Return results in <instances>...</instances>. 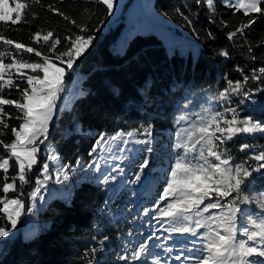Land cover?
Wrapping results in <instances>:
<instances>
[{
  "label": "trees",
  "instance_id": "trees-1",
  "mask_svg": "<svg viewBox=\"0 0 264 264\" xmlns=\"http://www.w3.org/2000/svg\"><path fill=\"white\" fill-rule=\"evenodd\" d=\"M21 2L30 5L22 21L16 25L0 22V33L6 39L37 48L43 55L46 54L47 46L42 41L40 44L32 41L31 36L35 31H41L42 35L52 31L54 36L62 38L64 47H58L64 51L66 44L63 37L76 30L46 10L49 3H56L57 0H40V4L35 3V0ZM152 5L160 15L184 27L177 9L186 14L191 9V18L196 20L195 26L199 32V36L194 37L200 42L193 61L191 56L186 58L177 49L168 54L165 44L151 30L133 33L125 40L121 51L114 50L110 45L119 34L121 24L114 27L110 25L105 31L100 30L99 26L109 15L106 6L95 0H64L58 4L70 18L81 25L88 24L94 39L74 66L84 73L78 82V91L66 107L58 109L50 123L48 139L55 152L59 153L60 160L72 164L78 157L84 161L90 157L88 153L98 133L132 131L151 124L155 153L153 167L149 171L159 173L160 179L149 177L143 188L129 182L127 187H120L111 195L110 190L101 184L78 181L68 197H52L40 208L37 216L45 222V226L36 228V233L30 239H23L20 233L12 239L0 238V264H97V261L98 264H114L121 248L127 246L130 230L144 232L149 224L156 225L154 219H145L142 211L144 207H153L166 186L161 181L167 166L174 164L175 131L186 126L176 124L179 116L186 114L191 118L197 114L206 115L205 110H222L219 104L223 102L218 104L213 98L227 86L226 79L242 80V75L235 71L236 66L244 69L243 74H250L254 69L264 66V17L257 16L256 23L245 30L244 36L238 34L230 41L227 31H234L240 24L247 23L248 17L242 9L225 7L222 0H214L216 22L210 23L209 16L212 13L206 7V0H200L199 6L196 0H152ZM32 14H35V19ZM221 18L228 22L226 29L219 23ZM208 32L212 33V37L208 36ZM249 47L252 48L251 55ZM221 50H228L229 57L218 55ZM15 55L14 46L0 42V58L5 63H10L11 57ZM16 58L27 63L42 62V58L34 54L24 53ZM28 74L34 73L28 70ZM67 76L69 73H66ZM12 78L21 87L25 86L15 73ZM246 87L253 93L250 99L235 98L241 103V116L264 121V92L256 90L264 88V83L250 80ZM0 95L4 98H19L15 89L9 93L6 88ZM185 97L193 103L188 104ZM4 108L12 117L19 115L14 106ZM5 122L10 129L18 127L21 121L5 117ZM9 129L0 127L4 133L0 139L5 142H11L14 138ZM242 144L252 145L257 151L264 150V136L254 134L235 138L229 146L236 163L253 154L251 150L241 152ZM44 155L40 146L39 163L29 173L28 183L21 185L17 178L15 191L3 194V184L13 182L12 178L18 172L14 158H9L8 172L0 169V196L17 197L22 192L26 211L30 206L28 194L35 185ZM8 156L0 146V160ZM126 170L131 179L132 168ZM248 192L253 196L264 192V175L254 173ZM106 201H109V206H106ZM248 207L253 211L258 210L255 204ZM152 215H156L155 211ZM0 226L10 227L4 213H0ZM105 235L110 239L102 244L100 241ZM93 248L96 249L95 253L91 252ZM86 249L89 250L87 255Z\"/></svg>",
  "mask_w": 264,
  "mask_h": 264
},
{
  "label": "snow or ice",
  "instance_id": "snow-or-ice-1",
  "mask_svg": "<svg viewBox=\"0 0 264 264\" xmlns=\"http://www.w3.org/2000/svg\"><path fill=\"white\" fill-rule=\"evenodd\" d=\"M63 2L57 0L56 3H49L46 10L76 30L63 37L66 44L64 51H60V47H64L62 38L54 36L52 31L43 35L41 31H35L31 36L32 41L37 44L42 41L47 46L46 54L43 55L37 48L6 39L0 33V42L14 46L16 52L10 63L0 58V93L7 88L9 93L15 89L19 95L17 99L0 95V127L9 129L5 117L21 121L18 127L9 129L14 137L11 142L0 139V146L18 165L17 176L12 178V183L5 182L2 191L3 194L15 191L17 178L21 185L28 183L29 173L39 163L40 146L44 145L51 154L47 157L48 162L42 164L40 175L43 179L39 176L35 179L36 189L31 192L33 201L52 179L50 162L59 159L54 146L46 145L45 141L48 139L50 122L57 114V100L66 91L65 75L75 71L78 59L94 39L88 24H79L61 10L58 4ZM95 2L106 6L109 15L113 13L114 0ZM35 3L40 4V0H35ZM196 4L199 6L200 0H196ZM224 6L242 9L248 17L247 23L240 24L234 31H227L230 41L238 34L244 36L245 30L256 23L257 16L264 17V0H225ZM206 7L212 13L209 16L210 23H215L214 0H206ZM29 8L30 5L21 0H14V3L0 0V22L16 25L22 21ZM32 15L35 19V14ZM177 15L193 35L199 36L196 20L191 18V9L187 10V14L177 9ZM219 23L225 29L228 27V22L222 18ZM208 36L212 37V33L208 32ZM248 51L251 55L252 48L249 47ZM24 53L34 54L42 58V62L27 63L16 58ZM218 55L227 58L229 51L221 50ZM251 58L255 59L254 56ZM28 70L34 74H28ZM235 71L242 75V80L226 79L227 86L213 98L218 104L223 102L219 104L222 110H205L206 115L197 114L191 118L186 114L179 116L176 124L186 126L175 131L174 164L167 166L161 181L166 186L153 207H144L142 211L143 217L154 219L156 225L149 224L144 232L130 230L127 246L121 248L114 264H264V192L255 196L248 192L254 173L264 175V150L257 151L252 145L242 144L241 152L251 150L253 154L236 163L229 146L241 135L264 136V121L242 117L241 103L235 99H250L253 93L246 85L250 80L264 83V66L254 69L250 74H243L244 69L237 65ZM13 73L17 79L24 81V87L13 80ZM256 90L264 92V88ZM185 100L188 104L193 103L187 97ZM4 106H14L19 115L10 116ZM152 133L151 124L127 132L118 130L113 135L98 133L88 153L93 159L86 163L78 157L74 164H58L56 183L66 186L73 172L84 176L95 172L96 181L108 185L114 194L120 187H127L129 182L140 188L145 187L149 177L160 179L159 173L149 171L153 167L155 153ZM3 134L0 131V136ZM110 144L115 145L114 149L103 163L99 162L100 156L97 154ZM9 163V158L0 160V169L8 172ZM128 168H132L131 179L126 170ZM23 195L21 192L12 199L0 196V204L3 205L0 213L6 214V221L10 224V227L0 226V238L9 237L17 228L25 210ZM39 199L43 200L44 197L40 196ZM109 201L105 202L106 206H109ZM161 204L164 206L161 207ZM253 204L258 205V210L253 211L248 207ZM33 208L34 205L29 206L27 212L32 213ZM153 211L155 216L152 215ZM109 239L105 235L100 243ZM88 251L85 250V255ZM91 252L95 253L96 249H91Z\"/></svg>",
  "mask_w": 264,
  "mask_h": 264
},
{
  "label": "rangeland",
  "instance_id": "rangeland-1",
  "mask_svg": "<svg viewBox=\"0 0 264 264\" xmlns=\"http://www.w3.org/2000/svg\"><path fill=\"white\" fill-rule=\"evenodd\" d=\"M222 2H225V0H222ZM118 24H121L119 26V34L116 35L115 40L112 41L110 45L113 47L114 50L121 51L122 48H124L125 40L133 33H136L138 31L140 33H145L151 30L152 32H155L156 35H158V37L161 39V42L165 44L164 47L168 54H171L174 49H177L182 56L186 58L191 56V61H193L194 58H196L197 56L196 54L198 52L200 42H198V40L194 37V35L189 29H186L181 24H174L169 18L164 17V15H160L154 9V6L152 5V0H114L113 13L111 15H108V17L105 19L104 22L101 23L99 27L100 30L105 31L110 25L114 27ZM83 76L84 73L75 68L74 72L69 73V76L64 78L66 91L64 93H61L60 98L57 100V111L62 106L66 107L72 101L74 94L78 91V82ZM123 131L127 132L129 131V129ZM101 133H105L106 135L115 134L112 132L107 133L103 131ZM50 141L51 140L47 139V141H45V144L52 145ZM41 146L43 148V152H45V159L42 162L43 164L44 162H48L47 157L51 153L46 151L44 145ZM114 147L115 145L110 144L108 147L102 150V153H98L97 155L100 156L99 162L103 163L104 159L109 157V153L112 152V149H114ZM55 154L58 156L59 159L57 161L50 162L49 172L52 176V179L48 181L47 185L41 189V191L37 194V198L34 201L31 199V192L35 191L36 184L29 191L30 194H28V202L30 206L34 205L33 212L28 213L27 210L24 211L21 220L18 222L17 228L12 234L9 235V237L6 238L12 239L13 237H15V235L20 233L23 239H30L36 233V228L40 226H45V222L37 216L38 212L40 211V208L45 206V203L52 199V197H68L71 193V188L73 187V185L78 183V181L88 180L92 181L95 184H101L96 181L95 172L87 176L73 172L70 173V179L66 182V186L57 184L55 180L57 165L68 163H63L60 160L59 153L55 152ZM6 158H10V156ZM92 159L93 157H89L87 160H85V162H90ZM41 170L42 167L38 176L42 180L43 177L42 175H40ZM101 185L103 188L110 190V195L113 193V191L108 185ZM40 196H43L44 199H39ZM12 198L16 197L13 196L8 199ZM1 247L2 245L0 244V249Z\"/></svg>",
  "mask_w": 264,
  "mask_h": 264
}]
</instances>
